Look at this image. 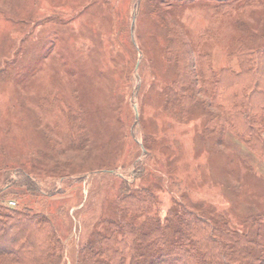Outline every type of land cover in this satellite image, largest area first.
I'll list each match as a JSON object with an SVG mask.
<instances>
[{
	"label": "rangeland",
	"instance_id": "374dc122",
	"mask_svg": "<svg viewBox=\"0 0 264 264\" xmlns=\"http://www.w3.org/2000/svg\"><path fill=\"white\" fill-rule=\"evenodd\" d=\"M137 1L0 0V202L51 217L65 245L58 264L76 263L124 179L154 191L162 218L172 206L212 210L264 243V156L229 131L216 145L204 113L165 108L166 22ZM248 12L219 16L191 2L176 18L215 71L239 70L232 50L264 42V8ZM70 108L81 111L79 131Z\"/></svg>",
	"mask_w": 264,
	"mask_h": 264
},
{
	"label": "trees",
	"instance_id": "16d2710c",
	"mask_svg": "<svg viewBox=\"0 0 264 264\" xmlns=\"http://www.w3.org/2000/svg\"><path fill=\"white\" fill-rule=\"evenodd\" d=\"M191 2L209 5L212 14L219 16L244 17L252 9L264 8V0H138L137 6H149L154 19H160L159 26L166 22L165 49L174 77L161 93L162 103L181 119L204 113L203 135L216 137V145L229 131L264 156V42L241 41L231 52L240 69L215 71L211 54L182 38L184 28L176 14ZM199 40H204V34ZM29 47L33 49V42L28 41L23 61L32 51ZM17 55L18 51L8 59L9 65L18 62ZM80 113L70 108L77 131L82 128ZM140 170L134 177H142L143 165ZM25 179L32 180L29 174ZM124 182L114 214L101 219V228L82 245L75 264H264V243L231 227L212 210L203 215L172 206L162 218L150 187ZM64 252V239L51 217L0 202V264H58Z\"/></svg>",
	"mask_w": 264,
	"mask_h": 264
}]
</instances>
